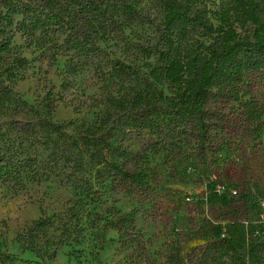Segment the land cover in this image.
<instances>
[{
	"label": "rangeland",
	"instance_id": "1",
	"mask_svg": "<svg viewBox=\"0 0 264 264\" xmlns=\"http://www.w3.org/2000/svg\"><path fill=\"white\" fill-rule=\"evenodd\" d=\"M183 1L209 12L221 4ZM161 2L106 0L96 13L68 0L11 5L7 55L25 62L3 79L0 158L26 172L0 175V264H238L209 249L208 224L227 221L244 223L249 237L264 245V117L261 131L237 126L204 157L193 145L173 156L156 153L153 136L130 132L120 160L150 174L149 189L136 194L114 189L95 165L78 172L68 142L46 140L36 127L39 118L93 124L113 111V99L134 87L118 66L144 73L153 63L144 50L156 45ZM27 6L29 17L22 13ZM204 40L202 33L175 38L185 54ZM243 89L264 106V71L246 74ZM242 109L231 104L226 113L240 116ZM34 158L42 175L37 179L26 167ZM119 213L135 214L133 241L110 228Z\"/></svg>",
	"mask_w": 264,
	"mask_h": 264
},
{
	"label": "trees",
	"instance_id": "2",
	"mask_svg": "<svg viewBox=\"0 0 264 264\" xmlns=\"http://www.w3.org/2000/svg\"><path fill=\"white\" fill-rule=\"evenodd\" d=\"M68 1L89 13L101 12L106 2ZM15 2L0 0V103L7 94L3 79L18 74L25 62L20 56L10 59L7 55L12 44L7 30L13 25L11 5ZM220 2L217 11L209 12L183 0H162L164 19L157 29L156 45L144 50L147 57L154 58L153 63L144 73L124 64L118 66L134 87L113 99V111L93 124L39 118V132L46 134V140L54 137L68 142L75 156L70 162L78 172L85 170L86 163L95 165L104 169L114 189L136 194L149 189L150 174L138 167L131 170L125 160H120L121 143L130 132L153 136L156 153L163 149L173 156L184 146L193 145L195 153L204 157L217 151L218 141L230 139L237 126L261 131L264 106L251 92L244 91L243 83L246 74L264 71V0ZM126 9L132 11L131 6ZM30 12L33 9L27 6L22 13L29 17ZM199 33L209 42L196 41V52L182 53L175 38L179 35L187 41ZM247 96L249 99L244 100ZM231 104L243 108L240 116L226 113ZM38 164L34 158L26 165L35 179L42 177ZM24 172L11 160L0 158V175L18 178ZM223 201L227 202L225 198ZM109 226L121 239L133 241L135 214L119 213ZM207 233L209 249L222 258L230 257L238 264H264V245L249 237L244 223H209Z\"/></svg>",
	"mask_w": 264,
	"mask_h": 264
}]
</instances>
